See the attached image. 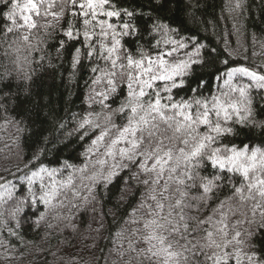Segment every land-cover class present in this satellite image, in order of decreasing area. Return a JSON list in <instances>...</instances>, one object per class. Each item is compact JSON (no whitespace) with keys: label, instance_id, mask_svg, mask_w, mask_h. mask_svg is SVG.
<instances>
[{"label":"snow or ice","instance_id":"6c2138e0","mask_svg":"<svg viewBox=\"0 0 264 264\" xmlns=\"http://www.w3.org/2000/svg\"><path fill=\"white\" fill-rule=\"evenodd\" d=\"M154 3L163 8L162 0ZM0 25L6 56L22 48L31 55L43 42L32 44L35 32L59 29L57 52L70 53L72 76L89 73L78 123L88 143L85 162L51 169L26 163L19 188L0 176V201L14 200L12 219L43 205L39 224L45 212L65 207L64 200L54 203L62 193L72 207L76 200L89 204L97 185L124 173L139 199L117 234L119 264H264V147L228 139L235 124L264 130L249 86L232 85L242 76L264 88V73L228 68L221 75L229 91L203 97V85L191 88L189 79L203 63V46L179 58L188 44L173 37L176 29L119 0H0ZM142 39L147 48L137 43ZM13 63L23 71L19 56ZM186 85L194 93L187 98L180 96Z\"/></svg>","mask_w":264,"mask_h":264},{"label":"trees","instance_id":"16d2710c","mask_svg":"<svg viewBox=\"0 0 264 264\" xmlns=\"http://www.w3.org/2000/svg\"><path fill=\"white\" fill-rule=\"evenodd\" d=\"M237 2L162 0L160 8L154 0H119L123 7L150 12L176 29L173 37L188 44L177 54L179 58H186L185 52L191 51L194 44L203 46V63L196 66L189 79L191 88H197L198 82L203 85L199 91L209 100L229 91L224 84L227 76L221 75L228 68L245 66L264 73V0H239L240 8H236ZM58 33L59 29L51 36L44 35L42 30L35 32L32 44L43 42L38 45L40 50L31 55L22 48L20 53L10 52L6 56V46L0 44V176L17 188L21 184L18 177L28 171L26 163L32 167L42 162L51 169L62 168L65 163L79 167L85 162L82 154L88 143L79 138L78 123L86 109L85 81L89 73L82 70L72 76L70 53L57 52L61 38ZM137 43L147 48L146 39ZM17 56L23 71H17L13 63ZM225 60L227 64L223 63ZM232 85L249 86L248 96L257 113L255 119H264V115H259L264 113V88L242 76H236ZM192 95L187 85L180 92L181 97ZM233 128L235 134L228 139L237 146L243 143L264 147L261 128L240 124ZM37 153L39 160H34ZM67 171L71 169L62 175ZM125 179L121 173L107 187L97 185L96 199L89 204L74 201L78 207L69 205L62 193L54 203L58 205L64 200L65 207L45 212V219L39 224L36 221L40 212L45 211L43 205L26 207L12 219L8 210L14 200L0 201V212L4 213L0 221H8L7 227L0 222V264H119L116 253L121 241L117 234L139 199L134 182L127 186ZM45 182L50 180L46 177ZM0 195H4L3 189ZM9 229L16 235H10Z\"/></svg>","mask_w":264,"mask_h":264}]
</instances>
